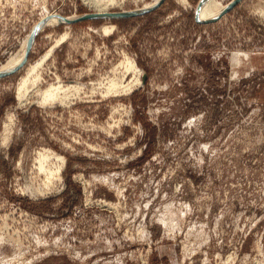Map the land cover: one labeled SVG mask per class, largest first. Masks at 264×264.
Returning <instances> with one entry per match:
<instances>
[{
  "label": "rangeland",
  "instance_id": "1",
  "mask_svg": "<svg viewBox=\"0 0 264 264\" xmlns=\"http://www.w3.org/2000/svg\"><path fill=\"white\" fill-rule=\"evenodd\" d=\"M153 1L0 0V264H264V0Z\"/></svg>",
  "mask_w": 264,
  "mask_h": 264
},
{
  "label": "bare ground",
  "instance_id": "2",
  "mask_svg": "<svg viewBox=\"0 0 264 264\" xmlns=\"http://www.w3.org/2000/svg\"><path fill=\"white\" fill-rule=\"evenodd\" d=\"M120 1H122V0H85V2L88 5L96 7L98 9H102V10L106 9V7L111 5V4L115 5L116 3H120ZM156 1L157 0H155L151 3H148L144 7H147V6L154 4ZM184 1L188 2V0H184ZM227 4H223L219 0H204L203 3L201 4V6L199 7L198 16H200L202 19L214 18L217 15H219L225 9ZM56 20H58L59 22L63 21L61 18H57ZM48 21H52V20H46V22H48ZM29 41H30L29 37L27 39H25V41L22 44V48L20 49V51L16 55H14L6 64H3L2 66H0V71L11 70L26 60L27 49H28L26 47L29 44ZM241 54H243L242 51L238 55L236 54L233 58L236 60L237 63L239 62V60L241 58ZM247 54L248 53H244V55H247ZM130 66H131V68L126 66V71H130L133 74V76L129 80L124 79L126 75L125 76L124 75L117 76L116 80H113V82H109V84L107 85V92L108 93L111 92L114 95H121V94H124V92L129 93L136 86L138 87L139 85H141L143 83L144 71H143V69H141L139 67V65L137 64L135 59L130 61ZM55 84H52L50 86L49 90H47V93L45 94V98H47V99H45V101H49V100L57 97L60 94L59 90L61 89V86L59 84H58L59 86H57V84L55 86ZM31 86H32V84H29V82L27 81L24 83L21 91L23 90L22 92H27V90ZM21 95H22V93L20 92L19 98ZM22 99L23 98H20V100H22ZM27 103H29V102H27ZM10 114H12V113H10ZM11 117H13V115H11ZM8 127H10V125H8ZM43 159L45 160V158H43ZM162 220L166 221V219H162Z\"/></svg>",
  "mask_w": 264,
  "mask_h": 264
},
{
  "label": "water",
  "instance_id": "3",
  "mask_svg": "<svg viewBox=\"0 0 264 264\" xmlns=\"http://www.w3.org/2000/svg\"><path fill=\"white\" fill-rule=\"evenodd\" d=\"M203 1L204 0H201V2L198 5L197 11H196L197 18L199 20H201V21L212 22V21H215V20L219 19L223 14H225L229 9H231L237 3L238 0H233L230 3H228L227 6L225 7V9L218 16H216L214 18L206 19V20H202L198 16V10H199V7L201 6V4L203 3ZM156 6H149V7H145V8H142V9H136V10H132V11H116V12L107 11V12H104V13L91 12V13H85V14H82V15H78V16H76L74 18H71V19H65V17H61V16L60 17L65 22H72L73 23V22H77V21L85 20V19L112 18V17H122V16H128V15L142 14L143 12L152 10ZM40 26L41 25H38L37 27H35V29L31 33L30 41H29L28 49H27V57H28L30 49H31V43H32V41H33V39H34V37H35V35H36V33H37V31H38ZM26 61L27 60L23 61L21 64H19L18 66H16L15 68H13L11 70L0 71V78L4 77L6 75H10V74L14 73L18 69H20L25 64ZM145 80H146V75L144 76L143 83H144Z\"/></svg>",
  "mask_w": 264,
  "mask_h": 264
}]
</instances>
